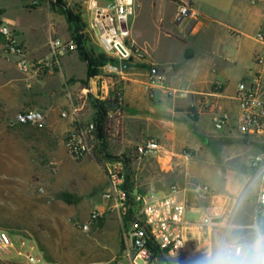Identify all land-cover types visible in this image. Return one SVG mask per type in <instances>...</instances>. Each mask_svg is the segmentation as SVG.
<instances>
[{"label":"rangeland","instance_id":"1","mask_svg":"<svg viewBox=\"0 0 264 264\" xmlns=\"http://www.w3.org/2000/svg\"><path fill=\"white\" fill-rule=\"evenodd\" d=\"M63 1L69 8L81 12L85 25L83 32L88 36L85 47L98 53L94 33L88 28V0ZM101 1L107 4L111 0ZM194 1L197 5L229 2L231 9L250 15L260 8L256 0ZM175 10L170 0H135V13L129 21V41L149 53L151 50V54L166 66L183 57V48L178 41L184 32L182 26L172 22ZM1 27H6L21 44L23 37H28L40 48L33 61L42 59L48 62L51 39H71L66 16L58 6L46 0H0ZM241 31L245 35L240 41L244 49L258 45L253 39L257 33L255 28L245 25ZM222 40L211 44L218 60L217 67L221 64L235 67L238 64L234 61L237 42L229 33ZM68 55L73 61L70 68L75 72V77L68 82L77 84L76 88L80 90L85 87L86 63L77 48ZM220 60L223 63L219 64ZM225 60L229 63H224ZM146 65L151 71V65L145 62L131 68L128 76L136 77L137 69ZM98 76H101L100 80L113 79L114 85L108 88V92L78 91V94L74 92L70 97L62 98L59 71L54 70L50 76L45 71L26 76L18 69L17 58L10 54L6 38L0 34V230L8 231L15 243L22 237L44 241L52 255L80 250L85 261L103 264L114 258L111 264H129L125 258L123 222L102 197L108 185L105 163L115 160L103 158L97 149L92 155L76 160L66 146V139L76 123L73 118L66 126L61 111L68 109L71 112L76 106L84 105L78 110V116L83 124H88L96 113L93 98L119 102L110 115L113 124L109 129L108 152L117 157L116 160L123 156L129 160L126 175L129 174L137 191L165 194L172 186H181L187 189L185 199L189 209L200 212L213 201V197L196 195L193 191L199 186L207 187L210 194L229 197V211H235L234 226L249 223L258 193L256 186L250 187L252 173L249 168L251 158L260 150L257 140L239 136L232 123L217 131L212 125V117L205 114L196 125L178 121V126L166 138L144 136V139L159 138L167 150L165 157H133L132 149L142 140L144 129L137 131L136 120L128 117L132 109L119 99L121 83L130 81H119L118 77L104 73L102 67ZM235 81L224 80V83L232 85ZM102 97L105 99H100ZM63 100L65 103L61 106ZM121 108L127 112L124 120H121ZM23 110L43 112L44 124L16 123L15 116ZM231 115L236 120L237 110ZM188 152H192L193 158L187 161L185 154ZM94 210H101L104 214L92 230L83 233L76 229V223L88 220ZM198 217L188 210V221H196ZM244 235L242 230L232 231L233 239H243Z\"/></svg>","mask_w":264,"mask_h":264},{"label":"built area","instance_id":"2","mask_svg":"<svg viewBox=\"0 0 264 264\" xmlns=\"http://www.w3.org/2000/svg\"><path fill=\"white\" fill-rule=\"evenodd\" d=\"M46 1L50 4L57 2V0ZM172 1L176 7L172 19L174 24L181 26L189 20H192L194 24L201 21V15L193 8L191 0ZM87 9L90 15L89 31L94 33L98 48L114 60L102 66V70L107 75L116 76L122 80L128 79L131 68H136L137 64L147 61V52L129 41V21L135 13V0H111L103 6L94 0H89ZM0 34L6 38V46L10 54L17 58L18 69L30 77L51 64L58 66L61 58L77 48L73 40L51 39L49 42L51 63L42 59L31 61L23 45L6 27L0 28ZM256 40L264 44V24L257 33ZM124 61L128 63L127 68L122 67ZM259 62L261 63L262 59ZM98 78L101 79V76ZM262 85L260 74L254 73L248 81L239 84L233 97L238 107L234 127L236 133L243 138L257 140L260 148L249 162L252 173L250 187L258 188L256 214L252 224L249 225V228L254 229L260 221L264 225V91ZM155 89H163L168 95L175 93L163 84V80L151 77L147 92L152 94ZM201 112L211 114L213 126L217 131H222L229 126L230 115L222 112L215 101L205 99L201 104ZM110 115L111 112L109 117ZM72 116L76 125L66 139V146L70 156L79 160L92 155L99 141L94 122L83 124L76 108L72 109ZM15 122L42 125L45 122V116L39 110H26L15 116ZM166 152L159 138H150L134 145L132 156L139 159H161L168 155ZM192 158V152L185 154L187 161ZM104 172L108 185L102 197L123 222L126 251L132 264H206L209 251L216 248L219 240L225 236L233 239L235 211H229L228 196L210 194L207 187H196L193 191L196 195L209 194L213 197V201L199 212L197 209H189L185 199L187 189L181 186H172L165 194L142 193L137 190L129 193L125 188L124 158L113 162L107 161ZM188 210L198 214L196 221L186 219ZM103 214L101 210H94L88 220L76 223V227L83 233H89ZM233 240L240 244H247L237 239ZM150 244L157 250L155 257L149 249ZM9 256L21 258L25 264H51L45 261L37 243L32 238L22 237L18 243H15L8 231L0 230V258Z\"/></svg>","mask_w":264,"mask_h":264},{"label":"crops","instance_id":"3","mask_svg":"<svg viewBox=\"0 0 264 264\" xmlns=\"http://www.w3.org/2000/svg\"><path fill=\"white\" fill-rule=\"evenodd\" d=\"M94 1L101 6L105 5L101 0ZM191 1L193 8L201 15L202 19L196 24L192 20H189V22L181 25L184 36L178 42L183 48L182 59L166 66L159 58L151 54V50L149 53L143 48L147 52L146 63L151 65V71H148L149 67L147 65L142 66L134 73L136 77L130 78L129 76L126 80L130 82L125 81L120 85L122 95L119 99L124 101L125 104L128 103L129 108L132 109L128 117H133L136 120L137 131L144 129L140 137L142 140L136 144L150 138H156L150 137L144 139V136L148 135L165 138L170 136V133L178 126V121L180 120L187 121L191 125H196L201 116L205 114L211 116L208 112H201V104L205 99L215 101L222 112L230 114L229 126L232 123L235 127L236 120L235 118V121L233 120L231 114L234 110H237L238 116L237 103L233 97L239 84L243 81H248L254 73H258L261 76L263 82L262 89L264 91V44L256 40V35L264 24V0L255 1L260 8L254 12V15L231 9L229 2L216 1L197 5L194 0ZM245 25H247V28H255L257 30L253 39L258 45L251 49H244L241 45L242 43H240L241 37L245 36L241 31ZM228 33L237 42V53L234 61L238 64L235 67L230 65L224 67L225 64H221L223 61L221 62L220 60L219 64L221 65L217 67L218 60L215 56L216 54L213 53L211 44L218 41L223 42L222 39ZM60 39L66 41L64 38ZM22 44L27 48L25 49L27 56L33 61V56L38 54L40 48L28 37H23ZM46 59L48 63H51L50 56H47ZM260 59H262L261 63L259 62ZM71 60L72 57L66 55L61 58L58 66L51 64V66L49 65L43 69L47 76H50L54 70L59 71L62 98L70 97L74 92L78 94V91L81 93L88 91L94 94L98 93V91L106 93L108 92V88L113 87V79L103 78L100 80L97 77L90 82V87H82L78 90L77 84L72 85L71 82H68L71 78L75 77V72L70 68V63L73 62ZM224 63L229 62L225 60ZM151 77L163 80V84L175 93L168 95L163 89H155L152 91V94L147 92V86ZM230 79L236 81L232 85L224 83V80L229 82ZM119 81H122V79L119 78ZM63 101L61 106L65 103V100ZM83 107L84 105L76 106V109L81 110ZM120 113L121 120L126 119L127 112L121 108ZM61 115L65 119L66 126L72 122V111L70 112L68 109L61 111ZM257 196L258 194L255 198L254 211L249 223L233 226L234 229L242 230L245 233L244 238L237 239L238 241L250 243L256 238L258 232L264 233V225L261 221L258 223V226H255L256 229L249 228V225L252 224L255 218ZM76 229L78 228L76 227ZM33 240L37 243L41 254L48 263L96 264L94 261H85L82 258L83 256H81L80 250L77 252L69 250L65 253L52 255L47 249L48 244L46 242ZM125 258L129 264H132L127 251ZM113 260L114 258L109 259L103 262V264H111ZM0 264H25V262L16 256H9L0 258ZM117 264L125 263L119 262Z\"/></svg>","mask_w":264,"mask_h":264},{"label":"trees","instance_id":"4","mask_svg":"<svg viewBox=\"0 0 264 264\" xmlns=\"http://www.w3.org/2000/svg\"><path fill=\"white\" fill-rule=\"evenodd\" d=\"M53 5L58 6L67 18L69 29L71 31V39L76 44L80 58L86 63L87 66L86 79L83 81V83L85 84V87H90V82L95 80L99 75V68L109 62H114V60L109 58L99 48L98 53H94L85 47L88 36L83 32L85 25L82 22L81 12L79 10L75 11L69 8L63 0H57V2ZM92 103L96 110L92 122H94L96 126L97 138L99 141L97 145L98 153L105 159L116 160L118 158L108 152V140L110 139L111 132L109 129L113 124V120L109 117V113L116 110V108L119 106V102L117 100L101 101L99 99L93 98ZM122 158H124V162L127 165L129 160L125 156ZM125 188L129 193H132L136 190L129 174L126 175ZM125 226H127V224H125ZM149 249L153 253V257H155L157 254L155 247L150 244Z\"/></svg>","mask_w":264,"mask_h":264},{"label":"clouds","instance_id":"5","mask_svg":"<svg viewBox=\"0 0 264 264\" xmlns=\"http://www.w3.org/2000/svg\"><path fill=\"white\" fill-rule=\"evenodd\" d=\"M206 264H264V233H257L256 238L247 244L225 236L210 250Z\"/></svg>","mask_w":264,"mask_h":264},{"label":"water","instance_id":"6","mask_svg":"<svg viewBox=\"0 0 264 264\" xmlns=\"http://www.w3.org/2000/svg\"><path fill=\"white\" fill-rule=\"evenodd\" d=\"M127 66H128V63H127L126 61H124V62L122 63V67H123V68H127Z\"/></svg>","mask_w":264,"mask_h":264}]
</instances>
